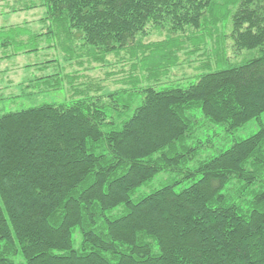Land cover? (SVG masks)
Masks as SVG:
<instances>
[{
    "label": "trees",
    "instance_id": "obj_1",
    "mask_svg": "<svg viewBox=\"0 0 264 264\" xmlns=\"http://www.w3.org/2000/svg\"><path fill=\"white\" fill-rule=\"evenodd\" d=\"M37 8L47 26L31 38L57 44L19 94H0V264H264V0H38L9 11ZM220 26L247 56L230 63L216 47L214 67L158 86L187 41L218 44ZM120 52L153 81L96 95L59 65L61 54ZM66 80L70 97L3 110ZM251 120L255 132L218 145Z\"/></svg>",
    "mask_w": 264,
    "mask_h": 264
},
{
    "label": "rangeland",
    "instance_id": "obj_2",
    "mask_svg": "<svg viewBox=\"0 0 264 264\" xmlns=\"http://www.w3.org/2000/svg\"><path fill=\"white\" fill-rule=\"evenodd\" d=\"M37 2L38 0H21V3L18 4L17 0H0V15L2 16L1 21H3L4 25H8L9 22H7V20H12L11 18L12 14L6 12L7 10H10L11 6L17 5L18 8V7H23L26 4H33ZM42 13H43V9L37 8V9L25 11V15L27 16H23V17L26 18V20L31 21V20H35L32 17L40 16L42 15ZM16 15L17 14H15V16ZM22 25L25 26L26 28V30L23 31L29 34L28 35L29 37H33V34L35 35L37 33L41 34L40 33L41 29L47 26V24H45L44 22L41 21L39 22L37 20L31 21L29 23H24ZM34 27H38L40 31L34 30L33 29ZM218 28L220 29L221 34L226 33V31L221 26ZM165 36H168L167 33L165 31H160L159 33L158 32L153 33L150 39L152 40L163 39ZM215 39L216 37H212L211 40H208V42H206L204 45H200L198 49H195V51H192L194 50L193 44L187 41L184 44V48L182 50L177 51L176 53L178 55L177 63L169 68L167 74L159 77L158 86L176 85V84L185 85L189 83V81H192L198 73L207 70L205 69L206 61H209V65L211 67H214L215 61L218 57V56L216 57L214 54L216 47H219L218 49L219 51L217 53L219 55L227 56V60H229L230 63L240 62L245 56L249 54L246 50L235 53V50L232 45V41L227 37V33L224 34L223 37H221L218 44L217 42L215 43ZM147 41L148 40L145 39L143 42L147 43ZM56 44H57V39L56 37H52V35L42 34L38 36V39L29 38L27 44L29 47L40 45L42 47V50H38L37 52H31V53H22L19 55L18 59L20 62L22 60H25V62L37 63L43 60L44 59L43 57H45L46 55H49L50 53L53 54V49ZM15 50H17V48L12 49L11 52H14ZM1 53L2 50H0V54ZM58 58H59V65L61 67V70H63L62 73L64 72L63 74H66L67 77L69 78L71 77V79H73L74 86L78 87L84 84H87V86H91V92H90L91 94L100 95L104 93L105 95L108 94V92H120L124 90L128 93L130 92L129 90L130 89L132 90L133 87H135V89L140 88L142 85L146 84L147 82L153 81L147 79V72L138 66L139 62L125 52H120L119 54L109 53L108 55L103 57V60H99L92 57H86L83 58L82 61L71 60L67 62L64 61L65 59L63 58V54H61L60 57ZM9 59L11 60H5L2 63H0V69L2 68V65L4 69H6V67H9L11 69V71H6V72L4 71L0 73V84L2 83L5 84L10 73H12V75H17V77L19 76V78L21 79H27V78L32 79L36 75L39 76L38 75L39 71L36 69L35 66H33V68L31 67L32 69L30 70L23 69L19 71L16 68V63H15L16 58L12 57ZM57 64L58 63H56V65ZM220 66L224 67L226 66V63L221 62ZM48 72L49 71L43 72V74H50L52 71L50 73ZM15 77L16 76H14V78ZM133 78H137L138 82L131 83V80H133ZM66 87L70 89L66 88L67 90L50 92V93L48 92L45 94L37 95L35 97L20 96L15 98V100L11 98L6 99L4 102L5 104L3 105V110L13 111V110L29 107L36 103L61 101L65 97H70V90L72 89L71 87H69L67 80H66ZM13 89L7 87L5 88V90L4 89L2 90H4V92L13 93L14 92ZM19 93L20 92L18 90L17 94ZM121 96L122 94H120V97ZM136 96H134L133 101L135 100ZM123 97H126V95H123ZM260 123L264 125V113H262L260 116ZM258 127H259V122L255 120H251L248 123H246L242 128L236 130L235 132L229 134L228 136L225 135L224 132H221L218 145L221 146L220 143L230 144L236 138L246 137L252 134L253 132H255L258 129ZM209 153L210 152L207 151V154ZM167 176L168 174L166 173H161L157 175L153 179V181H151L147 185H143L142 187H140L135 197L141 194L148 193L152 189L157 188L160 185V182L163 179H165ZM121 208L122 207H117L116 210H120Z\"/></svg>",
    "mask_w": 264,
    "mask_h": 264
},
{
    "label": "crops",
    "instance_id": "obj_3",
    "mask_svg": "<svg viewBox=\"0 0 264 264\" xmlns=\"http://www.w3.org/2000/svg\"><path fill=\"white\" fill-rule=\"evenodd\" d=\"M25 11L28 10H22V11H9L7 10L6 12H9V14H12V20H7V22H9L8 25H4L3 21H1V15H0V50H2V53L0 54V63H2L5 60H11L9 58H16V68L21 71L23 69H27L30 70L32 69L31 67H29L30 64H33V62H25V60H22L21 62L19 61L18 57L20 54L22 53H28L26 52V48H27V44H28V40L31 37H29L28 35H25L26 32H24L23 30H26L25 26H23L22 24L24 23H29L31 21H35V20H39L41 18L40 16H36V17H32L35 20H26V18H24L23 16H27L25 15ZM5 12V11H2ZM30 12V11H29ZM28 13V12H26ZM7 14V15H9ZM15 14L19 15V16H15ZM31 17V16H30ZM40 22V21H39ZM34 30H39L38 27H34ZM23 33V34H22ZM17 48V50H15L14 52H11L12 49ZM21 49V50H19ZM9 50V51H8ZM6 72V71H11V69L9 67H6V69H4L3 65L2 68L0 69V73L2 72ZM14 76H16L14 78ZM30 78L27 79H21L19 78V76L17 77V75H12V73H10L9 77L7 78L5 84H0V94H6V95H11L14 94L16 95L18 93V90L20 88H22L23 86V82L27 81ZM14 80V82H13ZM7 83V84H6ZM9 85V86H8ZM3 86V87H2ZM10 88L13 89L14 92H4L5 88ZM4 89V90H2ZM16 92V93H15ZM22 96H26V94H22Z\"/></svg>",
    "mask_w": 264,
    "mask_h": 264
}]
</instances>
